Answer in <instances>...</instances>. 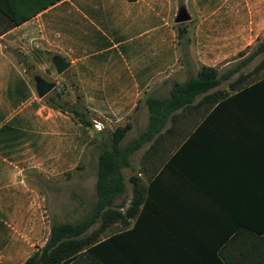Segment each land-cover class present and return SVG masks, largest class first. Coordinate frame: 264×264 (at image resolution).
<instances>
[{"label": "crops", "instance_id": "obj_1", "mask_svg": "<svg viewBox=\"0 0 264 264\" xmlns=\"http://www.w3.org/2000/svg\"><path fill=\"white\" fill-rule=\"evenodd\" d=\"M0 28V264H23L52 223L92 216L98 156L117 126L130 123L126 147L149 128L148 97L168 99L203 65L224 73L264 37V0H59ZM7 47L46 80L57 72L40 52L68 61L103 128L47 104ZM254 67L162 118L122 168L125 193L112 213L76 235L81 249L60 264H224L218 250L230 233L264 225V112L229 89ZM166 108L154 111L160 118Z\"/></svg>", "mask_w": 264, "mask_h": 264}, {"label": "trees", "instance_id": "obj_2", "mask_svg": "<svg viewBox=\"0 0 264 264\" xmlns=\"http://www.w3.org/2000/svg\"><path fill=\"white\" fill-rule=\"evenodd\" d=\"M57 1L59 0H0V14L9 21V27H11L33 17ZM185 33L186 27L180 24L177 32L178 38L185 39ZM12 49L21 56L26 57L18 49ZM247 51L249 53L245 55ZM263 53L264 37L254 47H247V49L240 52L239 56L244 57L224 73H219L215 67L203 65L199 68L195 77H190L182 83L175 82L168 99L156 100L148 97L149 128L147 132L128 146L121 147L119 143L130 128V123L126 122L112 131L108 143L104 144V148L99 153L96 182L97 203L92 216L78 225L52 223L51 232L45 245L36 250L23 264H60L61 260L63 262L70 260L82 246L80 241L74 240V237L82 233L99 214L106 221L107 216L110 215L109 213L113 211L110 208L113 199L125 193L122 168L129 165L130 154L160 129L162 118L176 107L190 102L196 95L204 93L217 86L222 80L228 79L239 69L247 66L255 57ZM54 55L55 53L52 56ZM251 77L252 81L250 84L242 88L239 87L241 83ZM74 85L78 87L77 82ZM236 88L239 91V96L246 95L251 98L249 107L256 106L260 112H264V57L261 58L252 71L239 73L229 84L230 90L234 91ZM226 95H222L221 98ZM60 97V92L52 91L51 94L44 96L43 99L50 106L71 113L76 120L84 125H93L92 118L89 116L90 113L82 102L81 96L75 100L74 104L70 105L66 102H59L58 98ZM156 104H161L162 106L167 104L169 106V108L164 110L166 112L161 114L160 118L154 111ZM158 121L161 123H158ZM135 193H138V190ZM138 204L139 200L135 197L132 200L131 207H129V215L133 214ZM218 255H220L224 264H264V225L258 228L255 227V229L244 226L242 230L238 228L236 232L230 233L226 245L218 250ZM218 264L223 263L219 262L218 259Z\"/></svg>", "mask_w": 264, "mask_h": 264}, {"label": "rangeland", "instance_id": "obj_3", "mask_svg": "<svg viewBox=\"0 0 264 264\" xmlns=\"http://www.w3.org/2000/svg\"><path fill=\"white\" fill-rule=\"evenodd\" d=\"M181 24H182V22H181ZM9 25H10L9 21L0 14V27L6 28ZM248 50H250V48H248ZM7 51L13 56L15 61H17L18 63H20L22 65V67L24 68V71H25L24 73L26 74V76L29 77L30 81L34 82V75H36L38 73L36 72L35 68H34L33 72L29 73L28 68L35 67L34 66L35 62L32 61L31 59L27 58V57L21 56L20 54L15 52L11 47H7ZM44 52H45V54H41V52H40V55L43 57V60L41 63L44 65V63L46 62L48 65H50V68H52L54 66L52 63V57H53L52 55L54 53L49 52V51H44ZM262 57H264V53L255 57L246 66L245 70H251L253 68V66H255L261 60ZM48 81H53L56 84L55 89L52 91L61 93V97L58 98L59 102H66L69 105L74 104L75 100L81 95L78 87L76 85H74L76 82L75 75L72 72V70H70V69H67L64 73H61V74L57 73L54 76L49 77ZM89 116L93 119L92 120L93 125L95 122H97V123H100V126H102V128H103V123L101 122L100 118H98L92 114H90Z\"/></svg>", "mask_w": 264, "mask_h": 264}, {"label": "water", "instance_id": "obj_4", "mask_svg": "<svg viewBox=\"0 0 264 264\" xmlns=\"http://www.w3.org/2000/svg\"><path fill=\"white\" fill-rule=\"evenodd\" d=\"M185 20H187L186 12L185 10L181 9L177 14L176 21L183 22ZM52 63L58 74L64 73L70 65L69 62L66 61L64 58H62L60 55H54L52 57ZM33 71H34L33 67L28 68L29 73ZM34 83H35L36 92L39 97H44L48 95L55 88L56 85L55 82L48 81L42 78L38 74L34 75Z\"/></svg>", "mask_w": 264, "mask_h": 264}, {"label": "built area", "instance_id": "obj_5", "mask_svg": "<svg viewBox=\"0 0 264 264\" xmlns=\"http://www.w3.org/2000/svg\"><path fill=\"white\" fill-rule=\"evenodd\" d=\"M94 127L96 129H98V130H101L102 129V126H100V123H97V122L94 123Z\"/></svg>", "mask_w": 264, "mask_h": 264}]
</instances>
